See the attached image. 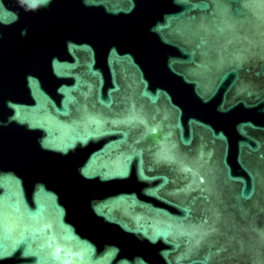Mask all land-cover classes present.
Here are the masks:
<instances>
[{
  "label": "water",
  "instance_id": "obj_1",
  "mask_svg": "<svg viewBox=\"0 0 264 264\" xmlns=\"http://www.w3.org/2000/svg\"><path fill=\"white\" fill-rule=\"evenodd\" d=\"M0 264H264V0H0Z\"/></svg>",
  "mask_w": 264,
  "mask_h": 264
}]
</instances>
